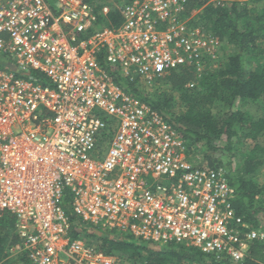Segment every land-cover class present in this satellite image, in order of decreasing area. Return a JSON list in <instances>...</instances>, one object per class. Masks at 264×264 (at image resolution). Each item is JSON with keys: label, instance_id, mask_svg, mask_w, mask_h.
Instances as JSON below:
<instances>
[{"label": "built area", "instance_id": "obj_1", "mask_svg": "<svg viewBox=\"0 0 264 264\" xmlns=\"http://www.w3.org/2000/svg\"><path fill=\"white\" fill-rule=\"evenodd\" d=\"M54 1L0 0V219H16L11 249L28 264H118L71 237L64 204L95 227L241 262L264 233L232 208L227 171L192 160L174 124L104 68L147 83L201 73L217 39L189 25L196 11L186 15L184 0H104L98 13L114 4L121 23L102 28L86 0Z\"/></svg>", "mask_w": 264, "mask_h": 264}, {"label": "trees", "instance_id": "obj_2", "mask_svg": "<svg viewBox=\"0 0 264 264\" xmlns=\"http://www.w3.org/2000/svg\"><path fill=\"white\" fill-rule=\"evenodd\" d=\"M86 1L96 10V27L120 25L121 16L114 4L103 16L98 10L104 0ZM262 1L184 0L186 15L197 11V22L191 25L216 38L221 50L212 62L209 55H203L201 73L194 66L182 67L154 80L158 93L152 96L140 91L137 75L125 78L104 68L120 89L174 124L188 152L193 147L207 152L210 168L227 171L233 189L232 208L251 228L264 233V5L254 7ZM31 77L48 84L38 73ZM250 106L259 111L253 113ZM222 154L227 155V162ZM63 207L72 223L71 237L87 236L89 245L115 256L118 264H264V240L253 241L243 260L233 262L194 247L143 242L95 227L83 223L67 205ZM19 242L16 219L5 214L0 219V264H10L9 249ZM20 256L22 264H28L24 254Z\"/></svg>", "mask_w": 264, "mask_h": 264}, {"label": "rangeland", "instance_id": "obj_3", "mask_svg": "<svg viewBox=\"0 0 264 264\" xmlns=\"http://www.w3.org/2000/svg\"><path fill=\"white\" fill-rule=\"evenodd\" d=\"M48 2L51 3V4H53L54 6H56V3H55L54 0H48ZM263 5H264V1H262V4H260V3L255 4L254 7L255 8H261ZM191 17H192V19H191L189 25H191V22L192 21L197 22V18L195 17V15H191ZM219 46H217L216 48H214L213 52L212 51L210 52V56L209 57H210L211 62L212 61H215V56L217 57V51L218 50H221V48H219ZM203 66H204V64H203ZM212 68H214V69L216 68V64L215 63H212ZM140 81H141V85H142L141 88H140V91L141 92L148 93L149 96L154 95L153 93H158L157 90H156V89H158V85L152 84L153 82L147 84L146 82H143L142 80H140ZM161 88L162 87L160 86V82H159V92H161ZM249 108H250V110L253 113H256V112L259 111L254 106H250ZM193 148H191V150H189V155H190L191 159L194 160L195 162H199V163H202V164H208L207 163L208 162V158H207V155H206L207 152L205 153L203 151H200L199 149H198V151L197 150L195 151ZM222 158H223L224 162H227L226 161V158H227V155L226 154H222ZM233 166H234V164H233ZM260 180L263 181V178L261 177ZM99 230L106 231V230H103V229H99ZM121 235H123V234H121ZM81 238L84 239L86 242L91 241L85 235H82ZM11 248L9 249V259H10L9 262H10V264H22L21 256H20L22 253H18L17 254Z\"/></svg>", "mask_w": 264, "mask_h": 264}, {"label": "crops", "instance_id": "obj_4", "mask_svg": "<svg viewBox=\"0 0 264 264\" xmlns=\"http://www.w3.org/2000/svg\"><path fill=\"white\" fill-rule=\"evenodd\" d=\"M5 64H6V60L0 56V68H2L1 65H3L2 69H5Z\"/></svg>", "mask_w": 264, "mask_h": 264}, {"label": "clouds", "instance_id": "obj_5", "mask_svg": "<svg viewBox=\"0 0 264 264\" xmlns=\"http://www.w3.org/2000/svg\"><path fill=\"white\" fill-rule=\"evenodd\" d=\"M196 13H197V11H196ZM198 28H201V27H198ZM205 33V32H204ZM159 79H161V78H159ZM131 95V94H130Z\"/></svg>", "mask_w": 264, "mask_h": 264}]
</instances>
